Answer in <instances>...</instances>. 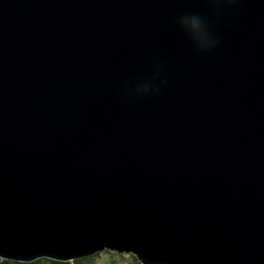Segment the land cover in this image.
<instances>
[{
	"label": "water",
	"instance_id": "water-1",
	"mask_svg": "<svg viewBox=\"0 0 264 264\" xmlns=\"http://www.w3.org/2000/svg\"><path fill=\"white\" fill-rule=\"evenodd\" d=\"M0 249L264 264V0H0Z\"/></svg>",
	"mask_w": 264,
	"mask_h": 264
},
{
	"label": "snow or ice",
	"instance_id": "snow-or-ice-1",
	"mask_svg": "<svg viewBox=\"0 0 264 264\" xmlns=\"http://www.w3.org/2000/svg\"><path fill=\"white\" fill-rule=\"evenodd\" d=\"M108 247H110V246H108ZM0 251H3V249H0ZM127 252L132 257L131 264H144V260L147 259L145 257H142V255L139 254V253H134L132 250H127ZM108 255H114V254H108ZM0 259H4V258L0 257ZM20 264H24V260H21ZM32 264H38V262L33 261ZM39 264H55V262L54 261L42 260V261L39 262ZM66 264H86V262L70 261V262H66ZM98 264H124V261H116V262H114L111 259H107V260H103V261H98Z\"/></svg>",
	"mask_w": 264,
	"mask_h": 264
},
{
	"label": "rangeland",
	"instance_id": "rangeland-1",
	"mask_svg": "<svg viewBox=\"0 0 264 264\" xmlns=\"http://www.w3.org/2000/svg\"><path fill=\"white\" fill-rule=\"evenodd\" d=\"M108 254H114V255H108ZM93 256H95V255H93ZM40 259L41 258L36 259V260H40ZM107 259H111L114 262L124 261V264H131V261H132V257H129L128 254H118V253H114V251L104 250L103 252L99 253V255L96 256L90 264H98V261H103V260H107ZM40 261H42V260H40ZM40 261H38V264Z\"/></svg>",
	"mask_w": 264,
	"mask_h": 264
},
{
	"label": "trees",
	"instance_id": "trees-1",
	"mask_svg": "<svg viewBox=\"0 0 264 264\" xmlns=\"http://www.w3.org/2000/svg\"><path fill=\"white\" fill-rule=\"evenodd\" d=\"M114 253H118V252L114 251ZM118 254H122V253H118ZM98 255L99 254H96L95 256L92 255V256H88V257H84V258H80V259L69 260V261H64V262L56 261V260H52V259H48V258H41L40 260L54 261L55 264H66V262H70V261H81V262H86V264H90L94 260V258ZM128 256L131 257L129 254H128ZM40 260H35V261L38 262ZM32 262L33 261L24 262V264H32ZM0 264H20V262L15 261L13 259H0Z\"/></svg>",
	"mask_w": 264,
	"mask_h": 264
}]
</instances>
